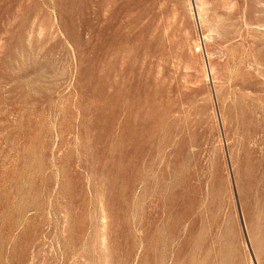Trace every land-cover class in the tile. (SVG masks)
<instances>
[{
    "label": "rangeland",
    "instance_id": "rangeland-1",
    "mask_svg": "<svg viewBox=\"0 0 264 264\" xmlns=\"http://www.w3.org/2000/svg\"><path fill=\"white\" fill-rule=\"evenodd\" d=\"M0 264H264V0H0Z\"/></svg>",
    "mask_w": 264,
    "mask_h": 264
},
{
    "label": "bare ground",
    "instance_id": "bare-ground-1",
    "mask_svg": "<svg viewBox=\"0 0 264 264\" xmlns=\"http://www.w3.org/2000/svg\"><path fill=\"white\" fill-rule=\"evenodd\" d=\"M198 47H199V45H198ZM108 257H109V255H108ZM108 257H107V258H108ZM107 258H106V259H107ZM105 261H106V260H105ZM108 262H109V261H108Z\"/></svg>",
    "mask_w": 264,
    "mask_h": 264
}]
</instances>
